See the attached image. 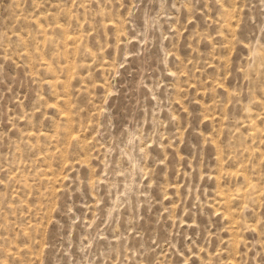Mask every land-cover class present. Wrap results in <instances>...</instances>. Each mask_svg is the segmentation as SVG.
<instances>
[{"label": "rangeland", "instance_id": "374dc122", "mask_svg": "<svg viewBox=\"0 0 264 264\" xmlns=\"http://www.w3.org/2000/svg\"><path fill=\"white\" fill-rule=\"evenodd\" d=\"M0 264H264V0H0Z\"/></svg>", "mask_w": 264, "mask_h": 264}]
</instances>
